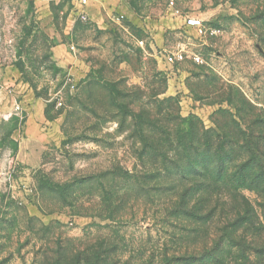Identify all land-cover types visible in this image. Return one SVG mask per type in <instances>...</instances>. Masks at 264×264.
Segmentation results:
<instances>
[{
  "label": "rangeland",
  "instance_id": "374dc122",
  "mask_svg": "<svg viewBox=\"0 0 264 264\" xmlns=\"http://www.w3.org/2000/svg\"><path fill=\"white\" fill-rule=\"evenodd\" d=\"M107 2L0 0V264H264V0Z\"/></svg>",
  "mask_w": 264,
  "mask_h": 264
},
{
  "label": "trees",
  "instance_id": "16d2710c",
  "mask_svg": "<svg viewBox=\"0 0 264 264\" xmlns=\"http://www.w3.org/2000/svg\"><path fill=\"white\" fill-rule=\"evenodd\" d=\"M197 158L188 164L192 174L201 175L203 177L209 178L213 182L221 181L223 175L226 174L227 168V156L228 153L224 150L222 145H217L213 148V145H206L205 149L199 152ZM255 154L244 162L239 170V175L236 176L234 182L237 183L239 187H248L259 190V183L264 181L258 178V173L255 169L262 170L264 173V164L260 161V158L255 159ZM182 170V171H181ZM184 172V168L181 169Z\"/></svg>",
  "mask_w": 264,
  "mask_h": 264
},
{
  "label": "built area",
  "instance_id": "2783aa9c",
  "mask_svg": "<svg viewBox=\"0 0 264 264\" xmlns=\"http://www.w3.org/2000/svg\"><path fill=\"white\" fill-rule=\"evenodd\" d=\"M86 1L85 0H83V3H85ZM187 24L188 25H194L195 23H196V21L193 19V18H188L187 20ZM178 58L179 59H183V55L182 54H179V56H178ZM194 60L195 61H199L200 60V58L198 57V56H195L194 57ZM19 105H16V109H19Z\"/></svg>",
  "mask_w": 264,
  "mask_h": 264
},
{
  "label": "crops",
  "instance_id": "0c3cea01",
  "mask_svg": "<svg viewBox=\"0 0 264 264\" xmlns=\"http://www.w3.org/2000/svg\"><path fill=\"white\" fill-rule=\"evenodd\" d=\"M86 1V0H85ZM96 2H100L102 4V1H104V3H108L107 0H95ZM86 3V2H85ZM105 4V5H106ZM94 15V14H93ZM27 123H29V119L26 121Z\"/></svg>",
  "mask_w": 264,
  "mask_h": 264
}]
</instances>
